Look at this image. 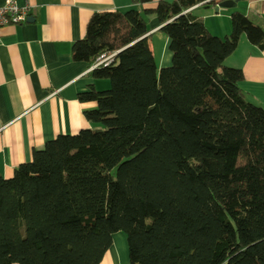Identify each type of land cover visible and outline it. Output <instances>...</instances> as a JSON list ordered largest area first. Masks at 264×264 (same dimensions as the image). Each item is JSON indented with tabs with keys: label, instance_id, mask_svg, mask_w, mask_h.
<instances>
[{
	"label": "trees",
	"instance_id": "16d2710c",
	"mask_svg": "<svg viewBox=\"0 0 264 264\" xmlns=\"http://www.w3.org/2000/svg\"><path fill=\"white\" fill-rule=\"evenodd\" d=\"M131 1L71 48L89 66L111 56L91 71L109 88L77 97L90 128L0 174V264H100L114 233L128 264H264V109L224 65L242 36L264 51V31L233 12L220 38L189 11L224 0ZM147 16L169 40L159 70Z\"/></svg>",
	"mask_w": 264,
	"mask_h": 264
},
{
	"label": "crops",
	"instance_id": "0c3cea01",
	"mask_svg": "<svg viewBox=\"0 0 264 264\" xmlns=\"http://www.w3.org/2000/svg\"><path fill=\"white\" fill-rule=\"evenodd\" d=\"M28 7L27 21L0 27V174L12 177L16 167L30 161L32 152L59 135H75L90 128L78 95L91 86L108 89L109 82L93 80L94 66L75 62L72 45L81 40L90 17L99 12L137 10L131 0H14ZM160 1L152 0L155 5ZM5 0H0V6ZM195 6L189 11L200 18L214 36L230 32V15L239 12L264 31V0H239L230 8ZM140 8V7H139ZM149 45L157 69L171 64L169 40L160 35L161 24L145 17ZM224 65L242 71L238 87L246 98L264 109V51L242 36ZM100 264H128L127 245L121 233Z\"/></svg>",
	"mask_w": 264,
	"mask_h": 264
},
{
	"label": "built area",
	"instance_id": "2783aa9c",
	"mask_svg": "<svg viewBox=\"0 0 264 264\" xmlns=\"http://www.w3.org/2000/svg\"><path fill=\"white\" fill-rule=\"evenodd\" d=\"M28 7L20 8L14 0H5L4 4L0 6V27L8 24H21L27 21ZM113 56V55H112ZM111 56H108L95 65L94 67L107 61ZM93 67V68H94Z\"/></svg>",
	"mask_w": 264,
	"mask_h": 264
},
{
	"label": "water",
	"instance_id": "95a60500",
	"mask_svg": "<svg viewBox=\"0 0 264 264\" xmlns=\"http://www.w3.org/2000/svg\"><path fill=\"white\" fill-rule=\"evenodd\" d=\"M239 0H224L217 5L215 12H218L219 9L230 8L234 3H237Z\"/></svg>",
	"mask_w": 264,
	"mask_h": 264
},
{
	"label": "rangeland",
	"instance_id": "374dc122",
	"mask_svg": "<svg viewBox=\"0 0 264 264\" xmlns=\"http://www.w3.org/2000/svg\"><path fill=\"white\" fill-rule=\"evenodd\" d=\"M159 34L164 36V34H163V33H161V32H160ZM222 38H223V37H222ZM158 70H159V69H158ZM108 88H109V86H108Z\"/></svg>",
	"mask_w": 264,
	"mask_h": 264
}]
</instances>
